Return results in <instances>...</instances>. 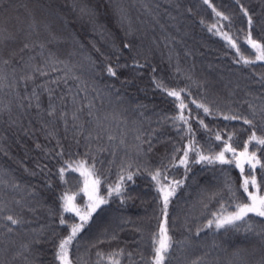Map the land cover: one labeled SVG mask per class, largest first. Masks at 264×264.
Returning <instances> with one entry per match:
<instances>
[{
    "label": "trees",
    "instance_id": "obj_1",
    "mask_svg": "<svg viewBox=\"0 0 264 264\" xmlns=\"http://www.w3.org/2000/svg\"><path fill=\"white\" fill-rule=\"evenodd\" d=\"M241 6L264 43V0H0V264H59L60 240L80 223L61 197L88 210L80 162L95 165L108 202L69 246L72 264H151L165 220L158 188L173 181L182 183L167 209L166 264H264V218L206 226L248 202L247 165L242 175L234 164L193 162L225 141L242 151L253 131L264 137V61L247 44ZM165 88L186 91L177 100ZM181 100L188 125L171 119ZM252 151L264 161L260 146ZM254 174L259 182V166ZM122 176L121 195H109Z\"/></svg>",
    "mask_w": 264,
    "mask_h": 264
},
{
    "label": "snow or ice",
    "instance_id": "obj_2",
    "mask_svg": "<svg viewBox=\"0 0 264 264\" xmlns=\"http://www.w3.org/2000/svg\"><path fill=\"white\" fill-rule=\"evenodd\" d=\"M207 3V0H205ZM238 2V0H237ZM215 11V9H213ZM241 11L247 17V23L249 26V32L247 35V44L251 46L252 49L255 50V60L264 61V43H261L257 40L252 39L251 37V27L253 25L252 17L248 15L246 9L241 6ZM218 16H222V13L217 12ZM225 20L228 19L227 16L223 17ZM215 27V26H213ZM211 31V29H209ZM224 38L231 43L232 47H236L234 41L231 40L227 34H224ZM125 47H129V45H125ZM239 52V49L237 48ZM243 59V57H242ZM245 64L254 63L252 60L244 59ZM106 72L110 76H116V70L111 66H106ZM163 85L157 82L156 87L160 88ZM167 92L168 96L174 97L177 100L180 99L181 92L186 91L185 89H181L179 91L172 89H164ZM198 107L203 108L205 113H210V109L203 104L198 105ZM187 108V105L183 103L181 100L179 103L180 111L178 114L171 119L173 121H181L183 124L188 125V118L184 115V110ZM225 119L228 120H236L241 119L239 116H225ZM244 123L247 125H252L253 121L247 118H243ZM199 123L204 125L203 120H200ZM179 129V125H177ZM188 133L193 134V130L191 126H188ZM183 139V137H181ZM232 139L231 136L228 138ZM216 140H222V137L217 134ZM256 146H260V150L264 152V137H258L256 133L253 131L252 135L248 138L243 145L242 151H237L231 143L227 141L224 142L223 148L216 153L215 155H204L203 153L197 152L198 159L193 161L195 163L207 162V163H220V164H234L235 167L240 169L242 175H244L245 165L248 167V175H244L243 182L241 184V188L243 192L247 194V203H237L235 205V211L228 213L227 215H222L213 220H209L207 227H211L213 223H215L216 228H224L225 226H234L238 221H244L246 217H249V214H253L258 217L264 218V195H260L262 187H264V161L261 160L259 156H257L256 151L249 152V144H253ZM176 151H181V149H176ZM195 151L192 148L191 142L188 148L183 149V157L179 159V164L187 166L189 164V152ZM227 153H231L232 159H229L226 155ZM257 166H259L261 170V180L258 182L256 175L254 174ZM95 165L91 168H86L84 166V162H80L79 167L76 169L80 171L81 176L85 177L84 179V187L82 191L85 195L88 196L89 204L86 206L88 211L82 213L80 209L73 203L74 197L65 194L61 199L64 201L63 211L64 212H74L76 216H79L80 223L71 225V231L69 235L62 240H60L56 251H55V259L59 261V264H72L69 254V246L72 244V241L76 238L77 234L84 228L87 224L88 219L91 217L92 212H95L98 207L102 204H106L108 201L102 197L97 195L100 185V180L95 176L94 172ZM65 172V168H60L59 173L61 178H63V174ZM160 176V172L157 171L152 174V179L157 181L159 184L158 177ZM133 179V174L129 172L127 174V180L131 181ZM123 181L124 177H120V182L117 183L114 187L109 189V195L115 193L117 196L121 195L123 191ZM182 181H173L172 186H163L159 187L158 191L162 194L163 198V208L162 212L165 217L163 223L159 225V230L157 234L153 235V247H152V257L151 264H166V261L170 258V250L173 246V241L171 236L169 235L167 228V209L169 205L170 197H172L176 192V187L181 184ZM254 189V191H249V186ZM7 220H9L12 224H17L19 221L12 216H8ZM67 221L61 216L60 224H66ZM99 255V254H98ZM130 255V254H129ZM112 264H119L118 260H112Z\"/></svg>",
    "mask_w": 264,
    "mask_h": 264
},
{
    "label": "rangeland",
    "instance_id": "obj_3",
    "mask_svg": "<svg viewBox=\"0 0 264 264\" xmlns=\"http://www.w3.org/2000/svg\"><path fill=\"white\" fill-rule=\"evenodd\" d=\"M79 165H80V163L79 164H77L76 166H75V168H74V170L81 176V174H80V171H77L76 169L79 167ZM84 166L86 167V168H90L88 165H86L85 163H84ZM246 166V165H245ZM81 178H82V180H83V187H84V179H85V177H83V176H81ZM249 191H254V189L251 187V185L249 186ZM97 195L99 196V197H101V195H100V190H98V193H97ZM69 196H71V195H69ZM73 197V196H72ZM86 197H87V199H88V196L86 195ZM73 203L77 206V204L75 203V198H74V200H73ZM103 205V204H102ZM101 206V205H100ZM79 209H80V211L82 212V213H85V212H87L88 210H83L81 207H79V206H77ZM99 208V207H98ZM97 208V209H98ZM96 209V210H97ZM71 213V212H70ZM72 213H74V212H72ZM93 213V212H92ZM75 214V213H74ZM223 215H227V214H223ZM222 216V215H221Z\"/></svg>",
    "mask_w": 264,
    "mask_h": 264
}]
</instances>
